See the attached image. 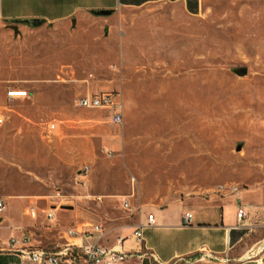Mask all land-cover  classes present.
Masks as SVG:
<instances>
[{"label":"rangeland","instance_id":"1","mask_svg":"<svg viewBox=\"0 0 264 264\" xmlns=\"http://www.w3.org/2000/svg\"><path fill=\"white\" fill-rule=\"evenodd\" d=\"M18 29L0 25V195L16 202V221L28 217L20 198L26 213L56 188L76 209L63 207V224L72 215L103 227L136 226L171 203L175 216L190 198H233L221 186L264 201V0H201L195 14L126 7ZM9 88L28 97L9 100ZM100 91L120 95L122 124L75 106Z\"/></svg>","mask_w":264,"mask_h":264},{"label":"crops","instance_id":"2","mask_svg":"<svg viewBox=\"0 0 264 264\" xmlns=\"http://www.w3.org/2000/svg\"><path fill=\"white\" fill-rule=\"evenodd\" d=\"M154 4L177 5L192 14L201 8V0H0V25L9 26L14 20L22 18H41L52 24H64L75 18L79 24L90 16L94 17L90 13L92 9L117 10ZM13 203H16L14 199L6 203L5 214L0 217V264H31L8 243L11 234L21 236L22 233L29 236L32 244L50 250L67 244L78 247L96 243L131 252L132 255L122 264H264V201L259 195H251L247 191L241 190L233 198L179 201L180 212L175 216L170 211L172 203L159 207L160 210H151L155 215V225L149 230L154 234L144 236L141 245L132 236L136 226L116 223L103 227L97 222L71 219L72 215L63 224L61 215L64 208L55 211L56 219L50 223L45 219V212L50 206L48 200L39 205L38 201L33 202L36 212L32 216L24 212V200L21 198L20 212L28 217L20 213V221H16L11 213ZM238 206L246 213L239 228L235 227ZM232 209L233 216L227 215V210ZM38 210L44 213L46 221L40 225L33 220ZM73 210L76 209L70 208V212ZM185 212L192 214L190 225L182 223ZM145 222L146 217L139 221ZM94 224L102 227L101 232L87 231L75 236L66 234L68 228L87 229L86 226ZM64 226L68 228L64 229Z\"/></svg>","mask_w":264,"mask_h":264},{"label":"built area","instance_id":"3","mask_svg":"<svg viewBox=\"0 0 264 264\" xmlns=\"http://www.w3.org/2000/svg\"><path fill=\"white\" fill-rule=\"evenodd\" d=\"M7 99H16L28 97L26 90L9 88L5 92ZM75 106L85 110H101L106 111L108 122L112 125H120L123 122V106L121 97L118 93L110 91L100 92H87L79 95L75 99ZM5 114L0 110V125L5 121ZM57 127L55 121H49L46 123V130L53 132ZM87 171V168L85 169ZM227 190L230 194H237L239 191L238 186H221V190ZM66 195L62 193L59 188L47 195L49 201V208L45 212V219L52 223L56 219L55 211L63 208L64 198ZM123 206L126 209H130L128 201L123 202ZM6 211V201L4 197L0 195V217ZM35 206L31 205L27 209V214L35 215ZM192 214L185 212L182 216V223L184 225H190ZM246 217L245 211L238 206L236 211L237 223L235 227L241 226L242 220ZM155 225L154 213H148L145 223H139L136 225L132 236L135 242L139 245L143 242V229ZM87 229H77L74 227L68 228L66 234L68 236H75L78 234H84L87 231L101 232L102 227L99 224L88 225ZM90 228V229H89ZM8 243L12 245L15 252L20 257L29 261L31 264H122L132 254L131 252L123 251L115 247L102 246L96 243L90 245H82L75 247L72 244H67L64 247L56 250H50L45 247L36 246L30 242L29 236L26 233H22L21 236L11 234L8 238Z\"/></svg>","mask_w":264,"mask_h":264},{"label":"water","instance_id":"4","mask_svg":"<svg viewBox=\"0 0 264 264\" xmlns=\"http://www.w3.org/2000/svg\"><path fill=\"white\" fill-rule=\"evenodd\" d=\"M113 12H114L113 9H92L90 11V13L94 16H108L112 14ZM75 21H76L75 18L71 19L72 25L75 24ZM44 22H45L44 19H41V18H22V19L14 20L13 23H11L9 26L13 29L14 34L17 35L19 32V29H18L19 23L31 25V26H39L43 24ZM234 72L238 75H245L247 72V68L246 67L234 68ZM240 149H241V144H238L236 147V150L239 151ZM63 207L71 208V205H63Z\"/></svg>","mask_w":264,"mask_h":264}]
</instances>
